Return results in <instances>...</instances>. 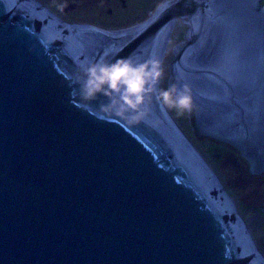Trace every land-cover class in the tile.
Masks as SVG:
<instances>
[{
    "label": "water",
    "instance_id": "95a60500",
    "mask_svg": "<svg viewBox=\"0 0 264 264\" xmlns=\"http://www.w3.org/2000/svg\"><path fill=\"white\" fill-rule=\"evenodd\" d=\"M41 6L0 0V264H264L170 110L153 96L121 114L81 90L82 67L102 57L162 60L182 19L169 87L191 86L198 137L235 144L262 172V0H171L132 34Z\"/></svg>",
    "mask_w": 264,
    "mask_h": 264
},
{
    "label": "rangeland",
    "instance_id": "374dc122",
    "mask_svg": "<svg viewBox=\"0 0 264 264\" xmlns=\"http://www.w3.org/2000/svg\"><path fill=\"white\" fill-rule=\"evenodd\" d=\"M61 17L69 21L89 22L108 28L126 27L147 18L161 0H41ZM264 3V0H262ZM154 5H156L154 7ZM129 26V25H128ZM187 24L175 23L164 63V77L160 87H169L170 63L175 44L185 39ZM186 134L209 160L219 175L222 185L232 194L242 218L253 229L259 249L264 251V172L253 174L247 161L232 145L207 136H197L190 120V112L178 115L171 110ZM222 152L224 155L222 156ZM225 189V190H226ZM246 224L248 225V223Z\"/></svg>",
    "mask_w": 264,
    "mask_h": 264
},
{
    "label": "clouds",
    "instance_id": "9594fccd",
    "mask_svg": "<svg viewBox=\"0 0 264 264\" xmlns=\"http://www.w3.org/2000/svg\"><path fill=\"white\" fill-rule=\"evenodd\" d=\"M82 71L83 97L93 99L98 93L109 95L112 97V105L121 114L132 111L139 115L146 101L153 96L178 115L191 112L194 106L192 89L188 83H174L168 88L159 87L164 77L163 62L159 58L150 56L141 62H135L129 56L112 62L102 57L83 66Z\"/></svg>",
    "mask_w": 264,
    "mask_h": 264
},
{
    "label": "bare ground",
    "instance_id": "6f19581e",
    "mask_svg": "<svg viewBox=\"0 0 264 264\" xmlns=\"http://www.w3.org/2000/svg\"><path fill=\"white\" fill-rule=\"evenodd\" d=\"M39 2V0H36ZM171 0H162L160 2V4H166L167 2H170ZM42 7H44V10L42 13H45V14H49V16H51V20L54 21V17L57 18L58 20H61V18L59 17V15L57 13H55L53 10H51L47 5H42ZM153 15L156 14V11L153 10L152 11ZM150 20V18L144 20V21H139L138 23L136 24H133V25H129V26H126V27H121V28H108V27H104V26H101V25H97V24H94V23H91V24H94V25H97L98 28H100V30L102 31H108V32H112V33H116V34H132L136 31H138L139 29H141L148 21ZM63 21V20H62ZM88 23V22H87ZM174 27V26H173ZM172 27V31H171V34H170V37L168 39V42H167V45H166V48H165V51H164V54H163V57H162V62H163V67H164V63H165V58H166V54H167V51H168V47H169V42L171 40V36H172V33H173V28ZM161 84V83H160ZM160 87V85H159ZM170 110V109H168ZM171 112V110H170ZM172 116L175 118V120L177 121V123L179 124V126L182 128V126L180 125V123L178 122V120L176 119V117L173 115V113L171 112ZM182 130L184 131V129L182 128ZM185 132V131H184ZM186 133V132H185ZM187 135V134H186ZM195 145V144H194ZM195 147L199 150V148L195 145ZM200 151V150H199ZM201 155L204 157V159L207 161V163L209 164V166L212 168V170L215 172V174L217 175V177L219 178V175L218 173L216 172V170L214 169V167L212 166V164L209 162V160L203 155V153L200 151ZM220 180V178H219ZM221 184H222V181L220 180ZM223 186V185H222ZM226 189V188H225ZM227 191V189H226ZM229 193V192H228ZM230 194V193H229ZM230 196L234 199L235 201V198L232 194H230ZM236 203V201H235ZM236 207H237V203H236ZM237 211L240 213V215H242V213L238 210V207H237ZM243 216V215H242ZM244 220V219H243ZM245 221V220H244ZM247 221H245L246 223ZM248 223V222H247ZM248 227L251 231L252 234L253 233V229L251 228L250 224L248 223ZM254 236V235H253ZM257 245V243H256ZM258 247V246H257Z\"/></svg>",
    "mask_w": 264,
    "mask_h": 264
},
{
    "label": "flooded vegetation",
    "instance_id": "af4514ba",
    "mask_svg": "<svg viewBox=\"0 0 264 264\" xmlns=\"http://www.w3.org/2000/svg\"><path fill=\"white\" fill-rule=\"evenodd\" d=\"M39 3L40 4H42V5H46L44 2H42L41 0H39ZM42 7V6H41ZM49 7V6H48ZM51 10H53L51 7H49ZM54 11V10H53ZM55 13H57L56 11H54ZM58 14V13H57ZM59 15V14H58ZM59 17L61 18V22H65V21H69V20H67V19H65V18H63V17H61L60 15H59ZM63 20V21H62ZM69 22H79V21H69ZM89 23V22H88ZM223 141H225V140H223ZM225 142H227V141H225ZM227 143H229L230 145H232L236 150H238V152L239 153H241L242 155V157L247 161V163H248V166H249V168L251 167V163L249 162V160L243 155V153H242V151H241V149L238 147V146H236L235 144H232V143H230V142H227ZM251 169V168H250ZM264 172V171H263ZM263 172H261L260 174H262Z\"/></svg>",
    "mask_w": 264,
    "mask_h": 264
},
{
    "label": "trees",
    "instance_id": "16d2710c",
    "mask_svg": "<svg viewBox=\"0 0 264 264\" xmlns=\"http://www.w3.org/2000/svg\"><path fill=\"white\" fill-rule=\"evenodd\" d=\"M156 5H154L155 7ZM156 8V7H155ZM144 18H142L141 20H143ZM130 25V24H127V26ZM196 123V122H195ZM197 125V124H196ZM208 138H211V139H217V138H214V137H211V136H207ZM220 140V139H218ZM223 141V140H222ZM225 142V141H224ZM235 149V148H234ZM224 155V153L222 152V156Z\"/></svg>",
    "mask_w": 264,
    "mask_h": 264
},
{
    "label": "built area",
    "instance_id": "2783aa9c",
    "mask_svg": "<svg viewBox=\"0 0 264 264\" xmlns=\"http://www.w3.org/2000/svg\"><path fill=\"white\" fill-rule=\"evenodd\" d=\"M152 14H153V12L151 11V12H150V15H152Z\"/></svg>",
    "mask_w": 264,
    "mask_h": 264
}]
</instances>
